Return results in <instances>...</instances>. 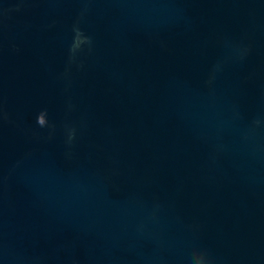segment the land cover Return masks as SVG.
I'll return each instance as SVG.
<instances>
[{"label":"clouds","instance_id":"9594fccd","mask_svg":"<svg viewBox=\"0 0 264 264\" xmlns=\"http://www.w3.org/2000/svg\"><path fill=\"white\" fill-rule=\"evenodd\" d=\"M79 31L77 30V35H79ZM76 46L73 45V51H75ZM196 255L198 259V264H209V254L206 250H196Z\"/></svg>","mask_w":264,"mask_h":264}]
</instances>
